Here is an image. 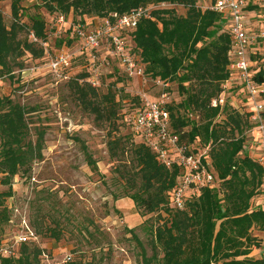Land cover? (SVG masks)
<instances>
[{"label": "trees", "instance_id": "obj_1", "mask_svg": "<svg viewBox=\"0 0 264 264\" xmlns=\"http://www.w3.org/2000/svg\"><path fill=\"white\" fill-rule=\"evenodd\" d=\"M22 1L11 0L13 21L8 27L0 12V74L21 73L25 67L20 60L26 54L35 61L47 62L46 23L34 14L29 17L26 32L20 23ZM196 1L39 0V6L48 14L93 15L111 22L114 14L122 16L139 7L150 9L148 5L152 3L186 8L185 15H176L171 9L152 10L150 18H140L134 30L119 33L126 38L128 54L143 67L145 78L167 86L176 84L183 98L176 104L167 103L166 109L170 130L178 136L179 144L196 154L208 148L206 162L216 186L203 188L196 195L188 194L182 209L170 203L180 175L178 166L165 167L132 131L131 135L118 131L119 101L112 90L114 85L99 95L100 86L94 88L87 81L89 63L85 71L64 82L68 83L83 112L92 115L97 123L111 127L107 141L109 157L124 162L125 155L129 154L131 160L127 166L122 170L118 168L127 188L125 196L144 216L158 211L166 214L167 219L152 232L153 243L162 254L160 264H264V254L251 234L254 229L264 231V170L249 154L258 134L249 121L245 110L247 99L237 80L233 79L228 85L224 105L212 107V102L223 91L222 85L232 77L228 70L231 63L229 20L209 9L215 0H210L204 9L198 8ZM244 1L245 32L256 34L264 29V5L261 7L256 0ZM22 33L25 36L21 37ZM66 33L71 35L69 31ZM31 35L37 42L30 39ZM62 38H57L58 46ZM40 42H46L45 49ZM251 51L255 53L249 54V60L255 63L253 79L263 82L264 41H258ZM83 56L87 58L86 53ZM110 60L108 58L101 68L99 77ZM115 64L125 74L122 64L117 60ZM71 68L65 69L63 74H68ZM47 74L56 79L51 72ZM138 100L139 105L132 111L120 114L124 125L126 116L131 117L140 109L139 97ZM262 103L264 105V101ZM27 114L28 111L9 96H0V174L3 175L0 182L4 185L10 184L20 172L29 173L32 164L43 157L44 132L36 129L34 142L30 139L32 132ZM249 130L247 140L245 134ZM87 160L95 167L89 155ZM11 195L10 187L0 192V218L7 224L12 223V209L3 206L2 200ZM48 231L56 236L54 230ZM34 233L38 235L35 230ZM2 241L0 239V243ZM252 247L258 248V253L250 257ZM44 253L39 244L24 243L16 247L13 256L1 259L0 264H44ZM46 254L53 259L51 254ZM141 255L142 264L152 263V257H146L144 252ZM66 256L69 260L64 264H81L71 262L69 254Z\"/></svg>", "mask_w": 264, "mask_h": 264}, {"label": "rangeland", "instance_id": "obj_2", "mask_svg": "<svg viewBox=\"0 0 264 264\" xmlns=\"http://www.w3.org/2000/svg\"><path fill=\"white\" fill-rule=\"evenodd\" d=\"M256 1L261 7L264 5V0ZM209 2L197 0L196 6L204 9ZM10 5L11 0H0V12L7 27L13 21ZM20 7V23L26 32L30 16L37 14L44 19L50 58L62 48L73 53L69 77L87 69L88 60L81 54V45L74 39L71 26L80 23L86 30H91L108 21L107 18L69 13L61 15L64 22L57 24L60 14H48L39 6V0H23ZM148 8L171 9L176 15L186 12V8L172 4L156 6L152 3ZM58 30L59 35L56 34ZM58 37H64L60 40L61 46H58ZM103 49L101 52L105 57L106 45ZM20 62L25 67L21 73L0 74V96H9L28 111L26 119L33 142L36 129L44 132L43 157L32 164L29 173H18L8 185L0 182V192L9 187L12 189L11 197L2 200L3 206L12 209V223L7 224L0 218L1 241L11 238L13 230L24 218L38 234L40 248L51 254L55 262L69 254L71 262L81 264H142L141 253L144 252L146 257H152L151 264H160L162 254L153 243L152 232L167 216L161 211L144 216L125 196L127 188L118 168L122 170L131 159L129 154L125 155L124 162L109 157L107 141L111 127L97 123L92 115L79 108L68 83L47 74L50 70L45 67L46 60L41 63L26 54ZM99 82V95L114 85L112 90L119 101L118 131L122 135H131L132 128L129 123L121 122L120 114L129 113L139 105L138 94L156 99L166 93L167 103L173 104L183 98L175 83L164 86L147 77L143 81L129 78L113 60L104 67ZM250 131L245 134L247 140ZM85 151L95 167L88 164ZM2 177L0 174V181ZM48 230H54L56 236H51ZM251 234L264 254V231L254 229ZM257 249L252 247L249 256L258 253Z\"/></svg>", "mask_w": 264, "mask_h": 264}, {"label": "built area", "instance_id": "obj_3", "mask_svg": "<svg viewBox=\"0 0 264 264\" xmlns=\"http://www.w3.org/2000/svg\"><path fill=\"white\" fill-rule=\"evenodd\" d=\"M163 6V4H162ZM244 0H215L209 8L215 13L228 18L230 26V56L229 72L231 78L222 85V93L212 102V107H222L225 103L227 87L233 79L242 87L245 98L251 102L245 110L249 113V121L254 125L258 138L252 141V149L249 154L256 159L264 170V81L257 82L252 76V66L255 63L249 60V54H255L251 47L258 41H264V29L256 34H246L247 15L244 11ZM150 9L138 8L129 14L122 16L112 15L113 22H103L98 27L86 30L80 23L71 26V33L81 45V54L86 53L90 74L88 84L96 88L100 86L99 75L101 68L108 58L119 61L127 77L132 79H145L144 69L135 59L128 54L125 37L120 31H132L136 28L140 18H150ZM57 24L64 22V17H57ZM57 35L60 34L58 30ZM30 39L37 42L33 35ZM39 45L46 48V42ZM106 45V56L99 54ZM46 53L47 67L56 79L68 80L69 75L63 74L65 69L71 66L73 53L67 48H62L52 58ZM264 58V53H263ZM254 71V70H253ZM264 78V76H263ZM156 83L162 84L160 81ZM141 101L140 109L126 122L132 128V132L153 152L158 161L167 168L174 164L178 166L180 175L172 192L170 203L176 209L184 207L185 197L188 194L196 195L203 188L213 189L216 184L208 163L206 162L207 149L202 153H193L186 146L179 144L178 136L170 130V117L166 109L167 95L162 93L159 98L153 99L140 93L137 95ZM230 98V97H229ZM237 108V106H234ZM126 119V118H125ZM264 186V178H263ZM24 243L39 244V237L22 218L18 224L15 235L9 240L0 243V260L14 255L16 247ZM44 264H64L69 260L65 255L61 261H53L46 253L42 254Z\"/></svg>", "mask_w": 264, "mask_h": 264}, {"label": "crops", "instance_id": "obj_4", "mask_svg": "<svg viewBox=\"0 0 264 264\" xmlns=\"http://www.w3.org/2000/svg\"><path fill=\"white\" fill-rule=\"evenodd\" d=\"M253 255H256V253H252V256H253Z\"/></svg>", "mask_w": 264, "mask_h": 264}]
</instances>
